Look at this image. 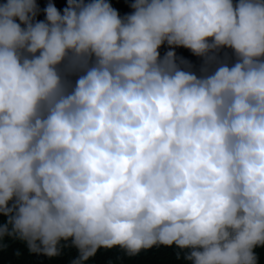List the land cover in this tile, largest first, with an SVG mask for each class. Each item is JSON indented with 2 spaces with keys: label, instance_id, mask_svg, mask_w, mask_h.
Listing matches in <instances>:
<instances>
[{
  "label": "clouds",
  "instance_id": "1",
  "mask_svg": "<svg viewBox=\"0 0 264 264\" xmlns=\"http://www.w3.org/2000/svg\"><path fill=\"white\" fill-rule=\"evenodd\" d=\"M67 4L37 21L36 0L0 3V240L49 257L70 240L71 264L159 245L258 264L264 0ZM165 42L237 59L197 76Z\"/></svg>",
  "mask_w": 264,
  "mask_h": 264
},
{
  "label": "trees",
  "instance_id": "2",
  "mask_svg": "<svg viewBox=\"0 0 264 264\" xmlns=\"http://www.w3.org/2000/svg\"><path fill=\"white\" fill-rule=\"evenodd\" d=\"M4 0H0L3 3ZM90 0H85V3ZM111 6L117 10L121 17L130 14L133 9L131 4L134 0H107ZM235 3L236 0H233ZM52 3L55 7L63 12L68 6L67 0H36L38 11L35 20L42 21L45 19L44 9ZM19 23V21L17 20ZM23 27V25H21ZM175 52L177 64L183 70L191 71L197 76L211 74L220 64H228L231 66L236 62L237 57L230 48H220L219 50L210 52L207 57L197 56L182 46H169L165 42L159 48V53L163 57L167 51ZM185 61L186 63H181ZM63 67V66H61ZM82 73H71L67 75L74 86L78 75ZM6 217L0 214V223L5 222ZM60 254L49 257L43 253L30 252L26 243L14 237H4L0 240V264H71L77 255V249L71 245V241L62 242ZM185 251L175 245L172 246H153L146 250H141L135 255H128L126 251L119 246L111 249L100 248L94 256L90 257L85 264H191L185 257ZM258 257V264H264V247L254 249Z\"/></svg>",
  "mask_w": 264,
  "mask_h": 264
}]
</instances>
